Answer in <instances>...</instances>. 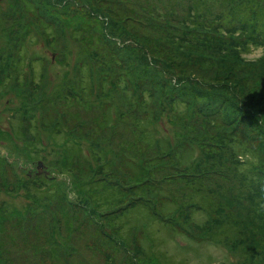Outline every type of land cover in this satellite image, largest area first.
<instances>
[{"label": "rangeland", "instance_id": "374dc122", "mask_svg": "<svg viewBox=\"0 0 264 264\" xmlns=\"http://www.w3.org/2000/svg\"><path fill=\"white\" fill-rule=\"evenodd\" d=\"M211 1L0 0V264H264V21Z\"/></svg>", "mask_w": 264, "mask_h": 264}, {"label": "trees", "instance_id": "16d2710c", "mask_svg": "<svg viewBox=\"0 0 264 264\" xmlns=\"http://www.w3.org/2000/svg\"><path fill=\"white\" fill-rule=\"evenodd\" d=\"M194 1H195V3H197V5L200 2L201 3L203 2V5L204 6L206 5V2H207V0H194ZM210 1L207 2V4H209ZM244 2H245V4H247L249 6V8H250L249 10H252V8H253L254 17H257V20L259 19V17H262V19L260 21H264V19H263V17H264V7H259L258 6V2L255 3V0H244ZM250 3H251V7L252 8L250 7ZM246 43H247V41H245L244 44H246ZM33 138H35V137L33 136ZM63 148H64V151H63L64 152V154H63L64 155V158L63 159L66 162L65 163V167L66 168L69 167V169H72V168H70L71 167V164H72L71 162H72V159L75 158V155L73 154V150H74V148H73V140L72 139H69V143H68V139H67V141H65L63 143ZM263 213H264V209H263ZM262 218L264 219V216H262ZM215 230H216V232H217V230H220L221 233L224 234V237L226 236L225 233H227V231L225 230V227H223V224H219V225L215 226Z\"/></svg>", "mask_w": 264, "mask_h": 264}, {"label": "clouds", "instance_id": "9594fccd", "mask_svg": "<svg viewBox=\"0 0 264 264\" xmlns=\"http://www.w3.org/2000/svg\"><path fill=\"white\" fill-rule=\"evenodd\" d=\"M258 164L257 158L253 157L249 161L243 162L241 165V174L242 175H248L253 171V168Z\"/></svg>", "mask_w": 264, "mask_h": 264}, {"label": "water", "instance_id": "95a60500", "mask_svg": "<svg viewBox=\"0 0 264 264\" xmlns=\"http://www.w3.org/2000/svg\"><path fill=\"white\" fill-rule=\"evenodd\" d=\"M41 165H42V162L39 161V162H38V165H37V167H38V171L40 170V168H41L40 166H41Z\"/></svg>", "mask_w": 264, "mask_h": 264}]
</instances>
